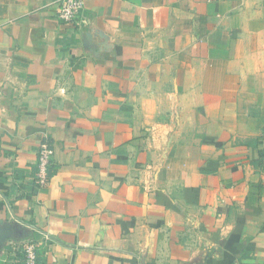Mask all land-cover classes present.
Returning a JSON list of instances; mask_svg holds the SVG:
<instances>
[{
  "label": "crops",
  "instance_id": "crops-1",
  "mask_svg": "<svg viewBox=\"0 0 264 264\" xmlns=\"http://www.w3.org/2000/svg\"><path fill=\"white\" fill-rule=\"evenodd\" d=\"M57 5L0 0V264H264V0Z\"/></svg>",
  "mask_w": 264,
  "mask_h": 264
},
{
  "label": "built area",
  "instance_id": "built-area-1",
  "mask_svg": "<svg viewBox=\"0 0 264 264\" xmlns=\"http://www.w3.org/2000/svg\"><path fill=\"white\" fill-rule=\"evenodd\" d=\"M85 0H58L57 19L63 24H74L79 18ZM52 150L48 143H42L38 148L36 163L35 186L42 188L46 186L51 177ZM36 243H27L23 247V264H37Z\"/></svg>",
  "mask_w": 264,
  "mask_h": 264
}]
</instances>
